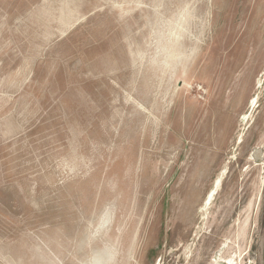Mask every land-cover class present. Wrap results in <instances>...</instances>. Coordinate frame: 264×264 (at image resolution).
Wrapping results in <instances>:
<instances>
[{
    "label": "rangeland",
    "instance_id": "1",
    "mask_svg": "<svg viewBox=\"0 0 264 264\" xmlns=\"http://www.w3.org/2000/svg\"><path fill=\"white\" fill-rule=\"evenodd\" d=\"M233 250L264 264V0H0V264Z\"/></svg>",
    "mask_w": 264,
    "mask_h": 264
},
{
    "label": "bare ground",
    "instance_id": "2",
    "mask_svg": "<svg viewBox=\"0 0 264 264\" xmlns=\"http://www.w3.org/2000/svg\"><path fill=\"white\" fill-rule=\"evenodd\" d=\"M226 174V173H225ZM223 175L224 174H222L221 173V175L218 177V179L214 182V187H213V189L208 193V195H207V197H206V199H205V201H204V203H203V210L206 212L207 210H208V208L211 206V204H212V202H213V200H214V198H215V196H216V194H217V192L219 191V189H220V187H221V183H222V179H223ZM205 214V213H204ZM245 222H247V221H245ZM240 227V226H239ZM244 227V226H243ZM243 227H240L241 229L243 228ZM247 228V227H246ZM242 231V230H241ZM238 232H240V231H238ZM239 234H241V232L239 233ZM241 235H239V237H240ZM243 236V235H242ZM246 236V235H245ZM229 239V238H228ZM241 239V238H240ZM227 241V240H226ZM225 241V242H226ZM228 242H230L229 240H228ZM233 243V242H232ZM226 244V243H225ZM224 244V245H225ZM230 244V243H229ZM240 244V243H239ZM234 245V244H233ZM235 246V245H234ZM226 247V246H225ZM236 247H237V245H236ZM240 247V246H239ZM244 247V246H243ZM223 249V248H222ZM237 250V249H236ZM230 251H232V250H230ZM238 251V250H237ZM240 251V250H239ZM223 252V251H222ZM227 252V251H226ZM233 252H234V250H233ZM246 252V251H245ZM220 253V252H219ZM232 253V252H231ZM235 253V252H234ZM233 253V254H234ZM224 254V253H223ZM224 256V255H223ZM226 256V255H225ZM242 254L241 253H239L238 254V252H236L234 255H232L229 259H227V260H223V258H222V256H221V254H219V256H217V258L215 259V263L214 264H220L221 263V261H224V262H226V264H241V260H242ZM225 259V258H224Z\"/></svg>",
    "mask_w": 264,
    "mask_h": 264
}]
</instances>
